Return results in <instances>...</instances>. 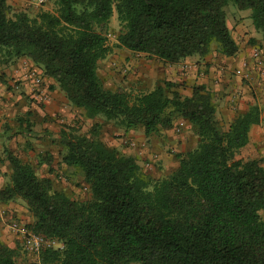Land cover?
Here are the masks:
<instances>
[{
    "label": "trees",
    "instance_id": "16d2710c",
    "mask_svg": "<svg viewBox=\"0 0 264 264\" xmlns=\"http://www.w3.org/2000/svg\"><path fill=\"white\" fill-rule=\"evenodd\" d=\"M54 12L30 17L0 0V61L29 59L52 79L84 117H102L146 138L186 120L198 138L175 155L177 168L162 179L141 171L135 157L107 147L101 125L88 134L61 130V162L79 170L90 197L71 199L47 177L3 146L8 182L0 204L21 200L32 217L26 228L57 248L37 260H19L0 240V264H264V157L236 159L252 126L264 122V105H250L223 126L212 94L194 86L190 97L163 82L131 94L106 88L99 63L113 15L115 48L176 64L210 54L233 57L238 45L226 23L229 4L249 10L264 40V0H48ZM50 165V159L47 160ZM52 171V170H49Z\"/></svg>",
    "mask_w": 264,
    "mask_h": 264
},
{
    "label": "crops",
    "instance_id": "0c3cea01",
    "mask_svg": "<svg viewBox=\"0 0 264 264\" xmlns=\"http://www.w3.org/2000/svg\"><path fill=\"white\" fill-rule=\"evenodd\" d=\"M25 1L28 0H7V4L21 8L19 10L25 12ZM239 27V29H243L238 31V33L240 32L241 36H243V40H246L248 37L256 36V32H253L250 26L246 23H240ZM246 33L247 35L244 36ZM235 42L239 45L237 41ZM251 51L252 49H249L248 47L245 48V42H243L240 43L238 51L233 57H225L221 54H217L213 57L211 54H208L203 58L197 56L188 57L176 64L158 62L156 65H147V68L150 70L149 72H146V70L143 69L140 71L138 88H147V91H143V93H145L152 90L154 87L161 85L163 82H168L174 86L171 90L177 91L184 97H190L194 86L204 85L212 94L213 103L216 106L217 120L220 124L227 126L236 114L244 113L250 105L256 103L259 106H262L264 104V74L259 76L254 73L250 62ZM104 61L105 59L102 60L99 65L104 63ZM156 61L160 60L157 59ZM243 62H248L249 70L253 73L252 80L242 81L233 74V70L238 68ZM11 65V67H0V128L5 123H14V125L16 124L15 122H18V125L22 123L23 128L17 133L24 132V135H22L23 137L18 136V134L15 135L16 131L13 132L14 135H12V133L9 134L5 131L8 129V126H4L6 129H0V159H3L1 154L3 146H5L14 155L18 154V157L22 160L25 159V154L21 152L22 150L17 148L15 138L18 137L17 141H21L22 149L25 148L26 145H29L28 141H30V145L33 147V141H35L34 139L25 138V126H27L26 123L23 122L25 116L31 120L35 119V122H37L36 124H40V126L42 123V127L45 130L47 128L52 129L56 126L51 121L55 120L57 117H67L69 119L72 115L68 113L70 110V108H68L70 104L66 100L64 94L58 89L57 84L48 77L43 76V81L47 84V93L45 90L46 100L44 102L38 100L36 97L37 92H33L32 82L30 78H27L26 76L28 69L38 68L29 59L22 58L13 62ZM108 65L109 64H107V66ZM105 69L108 71L107 68ZM98 75L100 77L99 67ZM105 87L113 90L109 88V86ZM73 108L76 109L75 107ZM179 124L184 127H191L186 120H176L172 129L161 132L162 137L160 143L166 144L167 147L174 148L175 152L190 151L196 147L198 138L197 136L192 135L191 133L187 134L186 132L173 135L174 132L180 131L177 128V125ZM263 124L264 122L251 127L249 132V143L243 148L245 151L251 150L252 148H259L261 146L260 142L264 140ZM28 135L32 137L36 134L30 132ZM133 135H136L135 131L131 130L127 132L128 137H132ZM134 137L137 140L140 139L136 136ZM142 137L143 139L146 138L144 134H142ZM44 140L45 141L41 143L45 145V149L46 146L47 148L49 147V153L51 155V159H49L55 162L56 151H54V146H50L47 139ZM146 140H153V138L148 137ZM189 140H192L193 145H191V141L189 142ZM139 145H141V147L144 146V144ZM151 145H154V143L148 146ZM132 150L135 149L133 148ZM153 150L154 147L152 148V151ZM148 152V149L145 147L139 150V155L144 159L146 157L151 160L152 157H156L163 159L164 162L166 161L162 155L157 157ZM37 153H40V150L37 151ZM260 154L262 153L260 152ZM166 158L167 160H170V158ZM50 165L52 166V162ZM139 166L144 173L145 169L140 164ZM177 166L178 162L176 160L171 164V171L167 170L168 168L165 167V170L162 171L163 173H160L161 175L170 174L177 168ZM8 169H10V167L7 164V167L4 168V170H1L0 168V171L4 174L8 173ZM147 173L155 178L160 175V173L156 174L150 169H148ZM5 185L6 184L0 180V190L3 189ZM11 205L12 203L10 202L7 204H0V240L10 248H17V251L20 253L22 247L21 237L10 231L7 224H5V222L8 223V221L4 217V214L8 208H11ZM261 215L264 218V212H261ZM27 254V257L19 254V260L34 261L38 258L37 255L30 253ZM29 256H31L30 259Z\"/></svg>",
    "mask_w": 264,
    "mask_h": 264
},
{
    "label": "rangeland",
    "instance_id": "374dc122",
    "mask_svg": "<svg viewBox=\"0 0 264 264\" xmlns=\"http://www.w3.org/2000/svg\"><path fill=\"white\" fill-rule=\"evenodd\" d=\"M25 7L24 11L26 14H28L30 17H35L38 13L41 11H48V12H54L55 6L53 5L52 1L48 0H28L25 1ZM13 12H20L19 9L14 5H9ZM23 9V8H22ZM226 12V23L227 26L231 32V35L233 36V39L237 41L240 45V43L245 42V48L253 49L257 48L263 53L264 58V40L262 39L261 35L257 33L254 30V27L252 25L251 19H250V11L249 10H238L234 5L229 4V6L225 9ZM246 23L250 26L252 31L256 32V36L254 37H248L246 40H243V36H241V33L238 31L243 30L239 29L240 23ZM245 25V24H243ZM119 27L116 21V16L113 15V17L110 20L109 23V37L108 44L110 47H112V53L107 56L104 63L99 65V74L101 79L103 80V83L105 86H109L111 89H123L124 91H129L128 93L131 94H140L143 93V91H147V88H141L139 89V73L140 71L146 70V72H149V68H147V65H156V63H162V61H156L157 59L151 58L148 56H145L144 54H135L132 52H129L125 49H117L115 48L116 44V35L118 33ZM247 35L244 34V36ZM238 45V46H239ZM213 57H215L218 53L216 52V47H212V51L210 53ZM109 64L107 66V64ZM13 64L10 63L8 65L2 64L0 61V67H11ZM108 71H106V69ZM14 80V79H13ZM40 88L47 93V84L45 81H42ZM264 105V104H263ZM262 105V106H263ZM70 110L69 114L72 116L68 119L67 117H57L55 120H52L51 122L55 124L56 126L52 129H43L42 123L36 124L34 120H31L25 116V119L23 122L26 123L27 126H25V138L34 139L33 141L34 146L30 145V141H28L29 145H26L25 148L22 149L21 147V141H17L18 137H16V146L19 150H22L25 159H22L25 162H28L32 164L35 169L36 173L39 177H48L51 182L53 189L57 191L64 192L68 197L74 200L78 201H85L89 199L90 194L87 188V185L83 182L82 174L79 170L67 167L61 162V156L64 152L63 148L53 142L56 141L59 133L61 130L65 131H72L74 133L78 134H88L91 130L92 126L94 124L101 125L100 131H99V138L100 140L109 148H115L120 153L124 155L133 156L137 159L138 163L145 169L144 173L146 176L151 177L149 173H147L148 169L155 172L156 174H159L160 172L165 170V167L168 168L167 170H170L171 164L176 161L175 155L177 153H184L183 152H175L174 148L167 147L166 144H161V137L162 133L152 136L153 140H146L142 137V129L137 128L133 131H135L136 135H133L132 137L127 136V132L124 131L123 128H121L119 125H117L114 122H107L102 117H97L95 120H89L84 117V112L81 109H74L73 106L69 105ZM30 121V122H29ZM14 123H5L1 126L0 129H6L4 126H8L7 131L9 134L15 132V135L18 134V136L23 137L24 132H19V130H22L23 125L22 123L18 125V122ZM14 126V127H12ZM224 126V125H223ZM177 128L180 130L179 132H174L173 135H178L183 132H186L187 134L191 133L192 135H195L194 131L190 127H184L182 125H177ZM264 131V124L262 126ZM32 132L33 134H36L32 137H30L28 134ZM134 136L140 138L137 140ZM196 136V135H195ZM44 139H47L49 141L50 146H54V151H56V161L53 162V160H50V164L52 162V166L47 164V160L50 158L51 155L49 153V147L45 149V145H43L41 142L45 141ZM189 139V138H188ZM38 141V142H37ZM191 145H193L192 140ZM154 143V145L148 146L150 144ZM261 146L259 148H252L251 150L245 151V149L240 150L236 154V159H248V158H256V157H264V140L261 142ZM139 144H144L143 147ZM146 144V145H145ZM139 145V146H137ZM148 149V153H152L153 155L161 156L165 158V162L163 159H159L156 157H152L151 160L145 157L142 158L139 155V150L142 148ZM154 147V150L152 151V148ZM135 150H132V149ZM40 150V153H37V151ZM188 150V149H187ZM260 152L262 154H260ZM2 160L0 159V168L1 170H4V168L7 167V162L5 160V157L3 154ZM18 156V154H16ZM170 158V160H167V158ZM7 163V164H6ZM166 164V165H165ZM9 166V165H8ZM52 170V171H49ZM171 171V170H170ZM4 173V172H3ZM163 173V172H162ZM8 175H9V169L8 173L2 174L0 171V180L4 184L8 182ZM169 174H162L160 173L159 176L151 177L152 179H162ZM12 203L11 208H8L5 211L4 217L9 220H16L22 223L23 225H29L32 222V217L30 213L27 210L26 205L21 200H16ZM264 212V211H263ZM7 224V222H5ZM21 256L27 257L28 254L22 250V247L20 249ZM26 253V254H25ZM27 255V256H26ZM31 256H29V259Z\"/></svg>",
    "mask_w": 264,
    "mask_h": 264
},
{
    "label": "built area",
    "instance_id": "2783aa9c",
    "mask_svg": "<svg viewBox=\"0 0 264 264\" xmlns=\"http://www.w3.org/2000/svg\"><path fill=\"white\" fill-rule=\"evenodd\" d=\"M41 1V0H37ZM109 34L107 35V38ZM250 62L254 70V73L262 76L264 74V58L263 53L257 48H253L250 53ZM26 74L27 78H30L33 86V92H37L36 97L40 102L46 100V93L40 86L43 81V75L39 69H28ZM233 74L240 78L242 81L252 80L253 73L249 70L248 62H243L238 68L233 70ZM7 227L10 231L21 237L22 250L26 253L38 255L40 251L57 248L58 244L49 242L46 238L41 235L33 234L30 232L25 225L16 220H9Z\"/></svg>",
    "mask_w": 264,
    "mask_h": 264
}]
</instances>
